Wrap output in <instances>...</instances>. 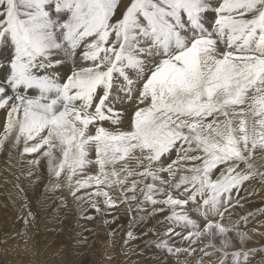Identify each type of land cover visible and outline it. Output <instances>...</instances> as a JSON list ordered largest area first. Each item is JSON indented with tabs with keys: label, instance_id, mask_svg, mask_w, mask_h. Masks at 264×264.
Wrapping results in <instances>:
<instances>
[{
	"label": "snow or ice",
	"instance_id": "obj_1",
	"mask_svg": "<svg viewBox=\"0 0 264 264\" xmlns=\"http://www.w3.org/2000/svg\"><path fill=\"white\" fill-rule=\"evenodd\" d=\"M0 73V151L82 218L150 204L156 247L250 264L231 217L264 183V0H0Z\"/></svg>",
	"mask_w": 264,
	"mask_h": 264
},
{
	"label": "rangeland",
	"instance_id": "obj_2",
	"mask_svg": "<svg viewBox=\"0 0 264 264\" xmlns=\"http://www.w3.org/2000/svg\"><path fill=\"white\" fill-rule=\"evenodd\" d=\"M7 162L6 170L17 173L14 180L18 187L14 193L0 190V264H197L203 255L199 249L195 254H170L166 249L156 247L155 242L164 237L169 222L163 213L151 215L150 204L145 205L144 210L133 204L130 211L127 203H119L103 213H96L85 205V215L94 217L85 219L66 191H51L52 181L46 168H33V174L29 176L27 160L22 161L15 150H11V158L7 150L0 151V181L5 174L1 169ZM256 163L260 165L262 161L257 158ZM3 184L0 183V187ZM58 195L61 201L55 204L51 199ZM233 199L239 200L243 207H238L231 219L251 237L244 248L255 250L250 256V264H262L264 183L258 180L246 183ZM25 201L35 219L27 226V237L21 238L18 233L25 231L21 219L22 210H27L22 209ZM133 218L135 223H132ZM130 223L137 239L129 240L125 245ZM233 243L239 247L238 240ZM175 246L184 245L176 240ZM218 258L219 254L203 257L205 264H215ZM227 264H232L231 258Z\"/></svg>",
	"mask_w": 264,
	"mask_h": 264
},
{
	"label": "bare ground",
	"instance_id": "obj_3",
	"mask_svg": "<svg viewBox=\"0 0 264 264\" xmlns=\"http://www.w3.org/2000/svg\"><path fill=\"white\" fill-rule=\"evenodd\" d=\"M3 75V73H0V76H2ZM2 114V113H1ZM3 161V160H2ZM3 162H5V161H3ZM7 165H8V162L7 163H5V164H3V167H2V173H5V174H3L2 175V178H4V179H2L1 181H0V183H4L3 184V186H1L0 187V190L1 191H3V192H12V193H14V190H17V188L16 187H18V185H16V180H14V178H16V174L17 173H14L15 171H10V170H6V167H7ZM7 175V176H6ZM14 183V184H13ZM13 185H15V188L13 187ZM52 191V190H51ZM12 195V194H11ZM14 195V194H13ZM56 195V194H55ZM13 198V197H12ZM10 200V199H9ZM12 200H14V199H12ZM12 200H11V202H12ZM71 200V199H70ZM51 201H54V203L55 204H58L59 203V201H61V199H60V196L58 195L56 198H53V199H51ZM20 227V226H19ZM30 231V230H29ZM64 230H62L61 231V233L62 234H65L64 232H63ZM54 232H57V231H54ZM51 233V232H50Z\"/></svg>",
	"mask_w": 264,
	"mask_h": 264
}]
</instances>
